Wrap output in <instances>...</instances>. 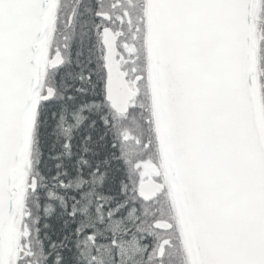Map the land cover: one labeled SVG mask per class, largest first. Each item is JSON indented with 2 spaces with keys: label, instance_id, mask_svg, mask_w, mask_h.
Segmentation results:
<instances>
[{
  "label": "snow or ice",
  "instance_id": "snow-or-ice-1",
  "mask_svg": "<svg viewBox=\"0 0 264 264\" xmlns=\"http://www.w3.org/2000/svg\"><path fill=\"white\" fill-rule=\"evenodd\" d=\"M0 264H264V0H0Z\"/></svg>",
  "mask_w": 264,
  "mask_h": 264
}]
</instances>
